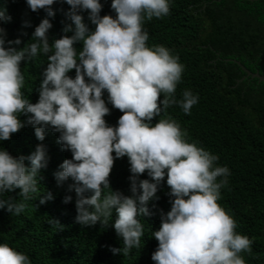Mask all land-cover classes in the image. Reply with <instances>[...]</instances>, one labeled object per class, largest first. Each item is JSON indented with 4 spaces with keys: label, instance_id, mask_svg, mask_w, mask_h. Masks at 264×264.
<instances>
[{
    "label": "clouds",
    "instance_id": "clouds-1",
    "mask_svg": "<svg viewBox=\"0 0 264 264\" xmlns=\"http://www.w3.org/2000/svg\"><path fill=\"white\" fill-rule=\"evenodd\" d=\"M32 11L44 9L53 16L54 0H26ZM70 20L62 35L49 43V19H41L31 42L17 49L21 40H5L0 28V140H6L25 124L34 126L38 140L44 129L59 133L62 149L71 159L58 165L54 177L57 184L71 179L69 191L75 192V221L91 226L107 222L115 211L113 228L124 247L113 253L127 255L139 247L143 226L140 216L151 215L149 201L156 196L166 177L169 186L170 210L161 214L160 226L152 232L158 241L151 254L155 264H245L239 255L250 251L251 240L234 231L236 225L218 205L219 189L227 183V166H213L218 156L187 142L185 133L171 119H159L163 108L178 103L185 114L198 101L197 95L185 90L181 100L174 96L181 79L183 65L178 57L162 45L146 46L144 19L160 18L169 12L170 0H111L115 18L105 14L99 0H66ZM82 10H89L88 19L95 25L89 30L83 22ZM0 12V20H10ZM81 42L77 51L75 42ZM6 43L8 46H6ZM47 55L36 103L29 102L21 92L24 77L20 62L37 53ZM75 69L74 78L67 73ZM87 77V80L85 79ZM107 100L119 109L116 126L107 125ZM161 93L167 94L158 100ZM26 115L21 121L19 116ZM30 114V115H27ZM113 153L115 154L113 156ZM126 156L130 165V193L112 190L109 174L115 158ZM29 161L26 166L24 161ZM48 157L44 145L37 144L28 156H12L0 148V194L19 189L20 201L12 197L0 199V209L20 214L24 201L38 191V170ZM147 170L149 179H139ZM217 177H225L217 181ZM109 189V191H104ZM52 199L45 193L40 203ZM72 199L65 195L63 202ZM0 264H30L28 256L0 243Z\"/></svg>",
    "mask_w": 264,
    "mask_h": 264
},
{
    "label": "trees",
    "instance_id": "trees-1",
    "mask_svg": "<svg viewBox=\"0 0 264 264\" xmlns=\"http://www.w3.org/2000/svg\"><path fill=\"white\" fill-rule=\"evenodd\" d=\"M99 2V15L115 18L111 0ZM50 7L54 13L51 17L44 9L32 11L26 0H0V12L11 18L0 20L6 42L19 38L21 43L11 46L24 47L44 18L52 25L47 32L50 44L62 35H72L63 32L71 23L66 17L71 6L66 0H54ZM88 13L89 10L79 12L89 30H94ZM142 29L148 33L146 46H165L183 65L175 87L176 100L182 99L185 90L198 97L188 114L178 103L161 106V113L151 122L176 121L187 142L218 156L213 166H227V183L219 189L217 203L235 221L234 231L252 242L250 251L239 254L245 264H264V82L246 75L241 67L264 76V0H170L168 14L144 19ZM73 46L79 51L82 43L78 41ZM47 63V55L39 52L20 62L24 77L21 92L31 103L38 101ZM67 75L74 78L75 69ZM166 95L161 93L158 100ZM102 98L109 108L104 120L116 126L122 112L108 102L106 91ZM19 119L25 121L26 115L21 114ZM58 136L48 127L44 129V139L38 140L34 126L25 124L8 139L0 140V148L14 157L28 156L37 144L44 145L48 157L46 166L38 170V191L24 201L23 212L11 214L0 209V243L26 254L30 264H155L151 254L158 241L152 232L159 228L161 214L171 207L166 177L156 193L159 199L149 201L151 215L138 217L143 226L140 246L130 249L127 255L113 253L112 248L124 247L112 226L115 211L106 223L102 218L95 225H81L75 221V192L67 188L71 179L59 185L56 182L58 165L72 158L69 150L62 149ZM24 163L27 166L29 161ZM129 169L126 156L114 159L108 177L112 190L131 195ZM139 179L151 181L147 170L139 174ZM221 179L225 177H217V181ZM49 192L52 199L41 204L40 197ZM65 195L72 197L67 203L63 202ZM9 197L23 199L19 189L0 194V199Z\"/></svg>",
    "mask_w": 264,
    "mask_h": 264
},
{
    "label": "water",
    "instance_id": "water-1",
    "mask_svg": "<svg viewBox=\"0 0 264 264\" xmlns=\"http://www.w3.org/2000/svg\"><path fill=\"white\" fill-rule=\"evenodd\" d=\"M252 1V0H251ZM238 64H240L238 61H236ZM242 69L245 71L246 75H249L251 77H257L260 81L264 82V76L259 74L258 72H251L248 69H246L244 66H241Z\"/></svg>",
    "mask_w": 264,
    "mask_h": 264
}]
</instances>
